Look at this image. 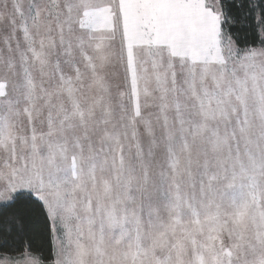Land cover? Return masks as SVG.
Wrapping results in <instances>:
<instances>
[{
	"label": "snow or ice",
	"instance_id": "6c2138e0",
	"mask_svg": "<svg viewBox=\"0 0 264 264\" xmlns=\"http://www.w3.org/2000/svg\"><path fill=\"white\" fill-rule=\"evenodd\" d=\"M5 246L264 264V0H0Z\"/></svg>",
	"mask_w": 264,
	"mask_h": 264
},
{
	"label": "trees",
	"instance_id": "16d2710c",
	"mask_svg": "<svg viewBox=\"0 0 264 264\" xmlns=\"http://www.w3.org/2000/svg\"><path fill=\"white\" fill-rule=\"evenodd\" d=\"M249 27H247L246 29H242L240 32V36L242 38V40L249 44H259V35L258 32L256 30V26L254 23H252L251 21H249ZM33 251L41 256H43L44 258L48 259L51 256V248H50V244L42 242V241H37L36 245L33 249ZM1 255H10V256H19V252L18 250L13 247V246H5L0 248V256Z\"/></svg>",
	"mask_w": 264,
	"mask_h": 264
},
{
	"label": "rangeland",
	"instance_id": "374dc122",
	"mask_svg": "<svg viewBox=\"0 0 264 264\" xmlns=\"http://www.w3.org/2000/svg\"><path fill=\"white\" fill-rule=\"evenodd\" d=\"M0 257H10V258H13V259L19 258V256H10V255H1Z\"/></svg>",
	"mask_w": 264,
	"mask_h": 264
}]
</instances>
